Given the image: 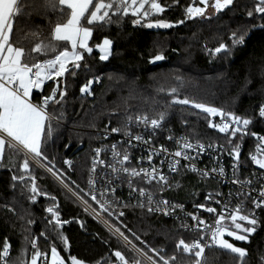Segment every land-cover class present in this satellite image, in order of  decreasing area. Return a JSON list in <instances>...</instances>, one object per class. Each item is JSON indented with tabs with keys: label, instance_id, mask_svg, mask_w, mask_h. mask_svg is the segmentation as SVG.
<instances>
[{
	"label": "snow or ice",
	"instance_id": "6c2138e0",
	"mask_svg": "<svg viewBox=\"0 0 264 264\" xmlns=\"http://www.w3.org/2000/svg\"><path fill=\"white\" fill-rule=\"evenodd\" d=\"M178 3V0H172ZM234 0H193L183 10V18L175 22L163 17L166 6L159 0H0V163L3 162L6 149L14 156L23 155L22 162L18 164V174L11 177L13 188L17 185L23 191L29 193L27 199L35 204L37 197L42 196L52 201V205L44 209L49 214L46 217V231H40L38 236L43 237L50 249L42 251L38 246V237L32 235L29 239L25 236L26 243L31 246V257L28 264H85L74 255L64 257L58 251L54 243L59 240L63 244L64 251H68L69 242L62 232L58 231L63 224L69 221L61 220L58 211L59 205L55 203L56 197L44 191L37 184V177L33 174L31 165L44 168L49 174L55 177L72 195L85 205V211L91 210L95 213L94 218L100 217L101 213L116 221V225L107 224L109 231L118 240L124 242L133 253L131 259L120 251L111 253L115 257L116 264H174L175 254H168L163 246L159 248L150 247L139 236L137 240L144 246L145 250L137 247L125 232L119 217L124 215L123 211L116 212V208L128 207L135 201L136 207L145 210L149 214L162 215L165 218L172 217L177 220L178 227L189 232H197L198 239L186 241L181 238L175 243V249L181 250L184 254H191L195 257L193 264H200L201 255L205 246L214 245L221 250L232 254L239 264H247V250L229 242H249V238L257 231L260 221L257 218V209L264 212V171L252 172L241 178V141L245 136L251 135L257 141L255 152H250L248 159L251 164L260 170H264V135H258L249 131L252 123L250 118L236 115L230 110L209 105L205 102L191 99L187 96L180 98L177 87L168 90L170 100L164 111L157 116L149 118L148 115H126V122L122 126H105L102 139L107 140L110 134H122L121 140L110 145V148L96 147L93 149L95 156L92 161L91 172H96L99 164L102 168L110 169V173H104L101 186L97 188L96 180L90 176L88 179V191L80 188L79 192L72 191L65 182V173L56 167L45 149L47 142L52 140L56 129L59 127V120L63 118L62 112L57 116V105H61L67 95V77H76L81 71L85 73V80L79 87L81 97L93 95V84L99 83L98 76L88 78L87 73L92 68L86 62L85 53L91 56L93 47L89 41L93 37L94 29H101L112 24H119L124 17H132V25L148 29H171L178 25L185 24L187 20L210 19L219 13L230 9ZM23 8L28 11L22 12ZM36 12L44 17L49 14H58L55 25L51 28L46 39H39V33L32 32L37 41L29 49L21 46L19 40L12 39L15 19L18 15L30 16ZM256 16L264 20V0H255L252 10L247 11V16ZM115 18V19H114ZM63 21V22H61ZM264 28V24L259 25ZM248 35V26L233 31L229 36L232 46L243 45ZM113 41L104 37L102 42L96 43L95 48L99 52V60L106 61L111 55ZM230 51L225 43H220L209 52L212 55L218 53L227 54ZM35 54V55H34ZM52 54V55H50ZM40 57H44L40 59ZM162 53H157L150 59V63L164 60ZM179 81V78H177ZM51 81V84L47 82ZM47 84V92L45 86ZM34 91L41 93L38 101L34 102L32 97ZM159 91L163 92L161 88ZM180 106L188 111L191 116L198 119L202 114L206 120L207 129L218 133L214 139L205 134L201 137L198 133L189 137L181 135L174 138L169 129V135L165 139L174 141L175 150H169L164 145H157L153 137L159 130L166 126V117L171 109ZM194 110V111H190ZM259 117L264 119V104L259 107ZM213 118H219L215 120ZM187 123V121H184ZM143 126L148 132L147 138L143 134H133L132 125ZM126 138V139H124ZM209 139L205 144L203 140ZM135 141V143H133ZM223 141V143H220ZM141 144L148 145L147 155L136 159V165L132 166L130 151ZM127 145V147H125ZM68 145H65L67 148ZM110 151L111 160L105 163L99 159L101 152ZM227 154L231 163V176L226 173L222 163L223 155ZM205 155H210L213 161L211 167L199 168L196 161ZM155 157H163L159 164L154 163ZM184 161L185 163H181ZM65 165L71 170V161L65 159ZM145 164L147 166H145ZM167 164V173L163 171ZM13 166L17 165L13 162ZM246 167V164L243 165ZM187 173H193L198 182L206 183L214 180L218 185H235L237 190L236 199L239 201L231 206L233 192L231 187L225 195L218 188L204 195V202H193L194 209L212 214L213 225H207L206 221L194 212L186 211L185 204L173 202L163 197L162 193L167 190H179L183 187L181 179ZM259 183L258 196H252L256 189L252 188L253 182ZM153 184L161 195L157 196L153 191L143 186ZM128 188L129 200L123 201L117 195V188ZM80 193H83L81 196ZM87 197L88 199H85ZM243 198V199H241ZM251 199L252 209L246 210L245 202ZM91 201V203H90ZM93 204L98 206L93 207ZM220 205L219 212L213 206ZM179 209V213H177ZM13 211L12 208L8 209ZM182 214V215H181ZM190 217L192 224L186 223ZM79 223V221H77ZM29 225L34 221L29 220ZM11 245L7 238L3 240L0 249V264H15L8 259ZM150 253V254H149ZM23 264V261L20 262ZM107 264V262H106Z\"/></svg>",
	"mask_w": 264,
	"mask_h": 264
},
{
	"label": "trees",
	"instance_id": "16d2710c",
	"mask_svg": "<svg viewBox=\"0 0 264 264\" xmlns=\"http://www.w3.org/2000/svg\"><path fill=\"white\" fill-rule=\"evenodd\" d=\"M159 2L166 6L162 18L175 22L183 18V10L190 0H178V3H173L172 0ZM254 3L255 0H234L230 9H225L210 19L187 20L185 24L171 29L134 27L131 23L133 18L124 17L119 24L93 30L90 41L93 53L91 56L85 53L86 61L82 64L86 62L92 68L87 73L88 78L98 76L100 82L93 84L92 96L81 97L79 87L85 80V73L81 71L76 77H67V95L62 107L56 106L59 110L57 116L62 112L63 118L59 120V127L45 149L46 155L65 173V182L72 191L79 192L80 188L88 191V179L95 156L93 149L116 142V136L112 135L107 140L102 139L105 126L109 130L111 127L122 126L126 122V115L134 117L146 114L149 118L157 116L166 109L170 100L167 93L172 87L179 89L180 98L187 96L250 118L252 123L249 131L264 135V119L258 118L259 107L264 104V28L259 27L264 24V20L259 19L255 13L252 18L247 16V11L252 10ZM26 11L27 8L22 9V12ZM57 15L50 13L47 18L36 12H32L30 16L18 15L12 39L19 40L26 49L31 48L37 41V37L31 33L37 32L40 34L39 39H46L56 23ZM245 25L248 26V35L244 44L233 47L229 36L237 29L242 30ZM104 37L110 38L113 46L108 60L100 61L95 44L102 42ZM220 43L227 44L230 51L227 54H210L209 50ZM157 53H162L165 59L159 63H150V59ZM161 88L164 89L163 92L159 91ZM40 96V92L34 91L33 101H38ZM169 111L163 131L169 133L170 129L173 135L189 137L196 133L204 137L207 133L211 139L219 135L214 130L207 129L203 118L206 114L198 119L180 106ZM213 119L215 121L219 118ZM136 131L137 127L133 124L132 132ZM156 138L166 143L165 136L157 134ZM203 142L208 143L209 139L205 138ZM256 143L251 135L245 136L241 141L244 173L264 171L257 169L248 159L249 153L255 152ZM87 152H91L88 164L84 158ZM226 156L231 167L232 161L227 154ZM22 159V154L14 156L7 150L0 163V249L3 240L7 238L11 245L10 261L15 264H20L21 261L28 264L30 261L31 246L26 243L25 236L30 239L32 235H36L40 249L48 251L50 255L47 243L38 234L40 231L47 232L45 218L49 214L44 209L53 202L38 196L35 204L30 203L27 191H23L19 185L13 188L11 177L18 174V164ZM65 159L72 162L71 170L63 163ZM13 162L17 167L13 166ZM245 164L246 167L243 166ZM31 169L37 177L38 186L57 198L55 203L59 205L60 219L69 221L58 229L69 242L68 251H64L59 240L54 241L62 256L74 255L85 264H116L111 253L120 250L126 258L131 259L133 253L124 246V242L89 215L72 192L41 167L32 164ZM181 183L183 187L171 190L169 197L175 202L184 203L188 208L194 201L202 202L205 193L213 191L215 187V183L209 181L198 182L197 177L189 173L183 176ZM130 207L132 208L124 209V215L119 220L126 225V228L122 227V231L137 247L146 251L140 240L150 247L163 246L168 254L176 255L174 264H193L195 257L184 254L182 249L177 251L175 243L181 238L186 241L198 239L197 232L178 227L179 222L175 219H165ZM9 208L13 211H9ZM256 211L260 224L248 243L226 237L229 242L247 250V264H264V212L259 209ZM101 216L116 225V221L107 214L101 213ZM29 220L34 223L29 225ZM200 264H239V261L226 250L207 248Z\"/></svg>",
	"mask_w": 264,
	"mask_h": 264
},
{
	"label": "built area",
	"instance_id": "2783aa9c",
	"mask_svg": "<svg viewBox=\"0 0 264 264\" xmlns=\"http://www.w3.org/2000/svg\"><path fill=\"white\" fill-rule=\"evenodd\" d=\"M258 118H260V117H259V114H258ZM260 119H262V118H260ZM262 120H263V119H262ZM138 133H139V134H143V135H145V138H147L148 132L144 130V128H143L142 125H141L140 127H137V131L134 132L133 134L135 135V134H138ZM157 134H158V135L161 134V135H163V136L166 137V136H168L170 133H168L167 131L159 130V131L156 133V135H157ZM110 135H112V136H116V142L119 141V140H121V138H122V134H110ZM156 135L153 137V140L156 142L157 145H161V144H162V145H164L165 147H167L169 150H175V149H176L177 146H176V144L174 143V141H169V140L165 139V142H166V143H163V142H161L160 140H158V139L156 138ZM172 135H173V134H172ZM260 135H263V134H260ZM179 136H181V135H173L174 138H178ZM124 139H126V138H124ZM116 142H114V143H116ZM133 143H135V141H133ZM205 144H207V143H205ZM125 147H127V145H125ZM148 147H149L148 145L141 144L139 147H136V148L131 149V151H130V156H131L132 166H137V165H136V159H137L138 157H140V156H146V155H147L146 149H147ZM104 148H110V145H109V146H106V147H104ZM241 152H242V148H241ZM104 154H105V156H104ZM225 156H226V154L223 155V157H222V163H223V165L225 166V169H226V173H227V175H228V176H231V167H230V163L227 162V159L225 158ZM226 157H227V156H226ZM99 159L104 160L106 164L109 163L110 160H111V154H110V151H107V150L102 151ZM160 159H163V157H155L153 162L156 163V164H159V160H160ZM249 160H250V159H249ZM181 163L183 164V163H185V162L182 161ZM212 163H213V161L211 160L210 155H205L202 159L196 161L197 167H199V168L211 167ZM145 166H147V165L145 164ZM41 168H42V167H41ZM242 169H243V167H241V170H240L241 178H243L244 176H248V175H249L250 173H252V172H256V173L261 172V171H256V170H254V171H250V172H245V173H244V172L242 171ZM257 169H258V168H257ZM44 170H45V169H44ZM45 171H46V170H45ZM163 171H164L165 173H167V164L164 165V167H163ZM47 173H48V172H47ZM104 173H110V169H108V168H106V167H103V168H102L99 164H97V166H96V172H95V173H92V172H91V174H90V176H92V177L96 180V186H97V188H99V187L101 186V181H102V179H103V175H104ZM48 174H49V173H48ZM189 174L195 175V174H193V173H189ZM49 175H51V174H49ZM51 176H52V175H51ZM90 176H89V177H90ZM52 177H53V176H52ZM53 178L56 179L55 177H53ZM209 182L215 183V187H213V191L216 190V189L218 188V189H219L222 193H224L225 195L229 192V189H230V187H231V190H232V192H233V197H232V199H231V206H235V204L239 202V201L236 199V196H235V193H236V190H237V188H236L235 185H229V184L218 185V184L216 183V181H214V180H209ZM140 186H143V187H145V188L150 189V190L153 191V193H155L157 196L161 195V193H159V192L157 191V188L154 186V183H153V184H143L142 182H140ZM64 188H65V187H64ZM252 188L256 189V191H253L251 195L254 196V197L258 196L259 183L256 182V181H254L253 184H252ZM88 189H89V186H88ZM128 191H129V190H128L127 186L124 185L122 188H121V187H118V188H117L116 195H117L121 200H123V201H128V200H129ZM170 191H171V190L164 191V192L162 193V195H163L164 198L169 199L170 201L175 202L173 199H171V198L169 197V192H170ZM208 192H211V191H207L205 194H207ZM75 199L78 201V203H79V204L83 207V209L85 210V205L82 204L81 201H80L79 199H77L76 197H75ZM241 199H243V198H241ZM202 202H204V201H202ZM90 203H91V201H90ZM135 203H136L135 201H132L128 207H123V208H119V207H118V208L115 209V211H116V212L123 211V213H124V209L132 208V207H130V206H133V207H135V208H137V209H141V208H139V207L134 206ZM213 206L216 207V208H217V211L219 212V210H220V205H215V204H213ZM93 207H96L97 210H99V209H98V206H96V205H94V204H93ZM244 207H245L246 210H247V209H249V210L252 209L251 199H248V200L245 202ZM185 208H186V211H188V212H194V213H196L198 216H200V218L204 219V220L206 221V224H207V225H213V224H214V219H215V217H214L212 214H209V213H206V212H203V211H200V210L194 209V208L192 207V205H191L190 208H188V207H186V206H185ZM145 211H146V209H145ZM86 212H88L89 215H91V216L94 218V216H95V213H94V212H92L91 210L86 211ZM177 213H179V209H177ZM103 214H107V213H103ZM152 215H154V216H158V217H162V218H165L164 216H162V215H158V214H152ZM181 215H182V214H181ZM94 219H95L96 221H98L100 224H102L104 227H106V228L109 230V228H108L107 224L104 222L105 220L102 218V216H100V217H96V218H94ZM165 219H173V218H172V217H168V218H165ZM185 222L188 223L189 225L192 224V221H191V218H190V217H188V218L186 219ZM184 230H185V229H184ZM185 231H187V230H185ZM207 248H217V247L214 246V245H211V246H205L204 252H203L202 255H201L200 263H201V261H202L203 258H204V254H205V251H206ZM10 256H11V248H10V255H9V257H8L9 260H10Z\"/></svg>",
	"mask_w": 264,
	"mask_h": 264
},
{
	"label": "rangeland",
	"instance_id": "374dc122",
	"mask_svg": "<svg viewBox=\"0 0 264 264\" xmlns=\"http://www.w3.org/2000/svg\"><path fill=\"white\" fill-rule=\"evenodd\" d=\"M191 2H193V0H190V3ZM195 2L198 4V0H195ZM153 29H155V28H153ZM164 30V29H163ZM91 41V40H90ZM90 41H89V43H90ZM90 156H91V152H87L85 155H84V158H86L87 159V164L89 163V160H90ZM42 169H44V168H42ZM47 172V171H46Z\"/></svg>",
	"mask_w": 264,
	"mask_h": 264
},
{
	"label": "crops",
	"instance_id": "0c3cea01",
	"mask_svg": "<svg viewBox=\"0 0 264 264\" xmlns=\"http://www.w3.org/2000/svg\"><path fill=\"white\" fill-rule=\"evenodd\" d=\"M6 152H7V149H6V151H5V154H6ZM5 157V156H4Z\"/></svg>",
	"mask_w": 264,
	"mask_h": 264
},
{
	"label": "water",
	"instance_id": "95a60500",
	"mask_svg": "<svg viewBox=\"0 0 264 264\" xmlns=\"http://www.w3.org/2000/svg\"><path fill=\"white\" fill-rule=\"evenodd\" d=\"M160 61H157V62H155V63H159Z\"/></svg>",
	"mask_w": 264,
	"mask_h": 264
}]
</instances>
